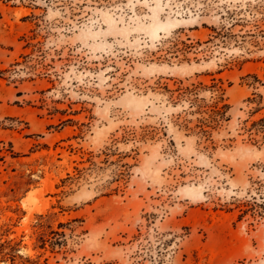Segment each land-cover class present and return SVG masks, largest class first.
<instances>
[{
	"label": "rangeland",
	"instance_id": "rangeland-1",
	"mask_svg": "<svg viewBox=\"0 0 264 264\" xmlns=\"http://www.w3.org/2000/svg\"><path fill=\"white\" fill-rule=\"evenodd\" d=\"M0 264H264V0H0Z\"/></svg>",
	"mask_w": 264,
	"mask_h": 264
}]
</instances>
